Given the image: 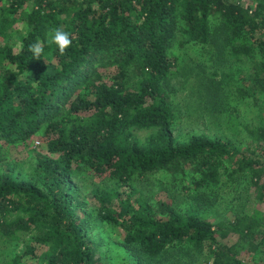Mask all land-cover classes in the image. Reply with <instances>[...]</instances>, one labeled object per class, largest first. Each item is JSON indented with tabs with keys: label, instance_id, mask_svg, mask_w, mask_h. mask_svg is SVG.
<instances>
[{
	"label": "trees",
	"instance_id": "obj_1",
	"mask_svg": "<svg viewBox=\"0 0 264 264\" xmlns=\"http://www.w3.org/2000/svg\"><path fill=\"white\" fill-rule=\"evenodd\" d=\"M176 74L228 133L177 138ZM263 202L264 0H0V246L22 244L4 264H105L98 223L127 264H264Z\"/></svg>",
	"mask_w": 264,
	"mask_h": 264
},
{
	"label": "rangeland",
	"instance_id": "obj_2",
	"mask_svg": "<svg viewBox=\"0 0 264 264\" xmlns=\"http://www.w3.org/2000/svg\"><path fill=\"white\" fill-rule=\"evenodd\" d=\"M234 67V66H233ZM189 77L184 79V76L178 74L175 75V78L171 80V84L176 89V94L173 96L175 103V114L177 117L174 133L177 135V138L180 141L186 140L191 134H198L201 131H205L209 135H215V133H228L227 130L223 132L222 129L217 128L218 125L222 124L223 127H226L225 118H216L215 116L209 117L207 110H205V105L202 98L194 93V86L192 81H188ZM237 120L242 123H252L257 124L259 120L260 110L253 105H250L247 102L240 103L238 106ZM240 124V123H238ZM222 131V132H221ZM33 145H36V138H34ZM30 143V144H31ZM41 152V148L37 147L36 151ZM11 156L25 159L28 157V151L23 147V144H18L11 150ZM159 175V174H158ZM164 181V177L161 175L158 176ZM89 178L84 172L79 176V184H89ZM165 183V182H164ZM89 187V186H86ZM228 191V190H227ZM232 191H230L231 193ZM235 190L231 194H235ZM226 192H223V196L226 199H229ZM159 198L169 199L166 192H160L157 195ZM179 202V201H178ZM226 202L218 203V212L223 215H230L231 204H226ZM180 206H186L193 204L192 201L188 198L180 199ZM94 202L89 198V206L86 210L92 211ZM253 209L258 210L259 214H264V202L257 204ZM81 210V209H80ZM84 211V210H81ZM80 212V211H79ZM96 222V221H95ZM92 237L95 239L97 255L104 261L105 264H127V251L123 248L120 241L119 231L111 228L107 224L98 223L91 230ZM29 238L27 235L26 238ZM235 241V236L232 235L230 242ZM5 248L0 246V264H4V261L8 257L19 252L22 248V244H15L12 242ZM3 254V255H2ZM240 259L245 263L250 264L254 261L251 256H246L240 254ZM257 256L254 258L256 259Z\"/></svg>",
	"mask_w": 264,
	"mask_h": 264
},
{
	"label": "clouds",
	"instance_id": "obj_3",
	"mask_svg": "<svg viewBox=\"0 0 264 264\" xmlns=\"http://www.w3.org/2000/svg\"><path fill=\"white\" fill-rule=\"evenodd\" d=\"M49 37V42L54 43L57 46L60 55H65L66 50L72 45V40L70 39L69 34L59 27L51 29ZM28 50L32 53V56L35 59H40L43 54V46L39 41L29 45Z\"/></svg>",
	"mask_w": 264,
	"mask_h": 264
}]
</instances>
